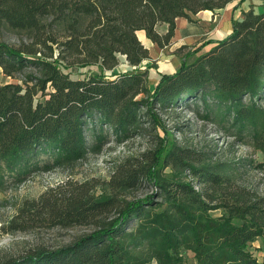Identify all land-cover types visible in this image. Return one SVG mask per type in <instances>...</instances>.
<instances>
[{
	"label": "trees",
	"instance_id": "obj_1",
	"mask_svg": "<svg viewBox=\"0 0 264 264\" xmlns=\"http://www.w3.org/2000/svg\"><path fill=\"white\" fill-rule=\"evenodd\" d=\"M232 1L0 0V68L19 79L0 83V191L99 153L112 135L124 140L145 123L163 129L160 112L178 107L203 105L207 118L229 124L264 155V8L244 12L226 38L188 62L213 40L192 46L154 86L138 68L150 59L141 33L165 47L178 17L192 21L190 13ZM8 32L23 36L19 45ZM121 56L133 71L106 75ZM94 64L98 74L72 77ZM203 155L162 141L120 162L103 183L68 180L25 199L0 236L44 226L89 230L0 264H187L184 251L196 264H264L250 250L264 237V162L256 165L259 188L244 181L246 164ZM144 184L153 192L139 197Z\"/></svg>",
	"mask_w": 264,
	"mask_h": 264
},
{
	"label": "rangeland",
	"instance_id": "obj_2",
	"mask_svg": "<svg viewBox=\"0 0 264 264\" xmlns=\"http://www.w3.org/2000/svg\"><path fill=\"white\" fill-rule=\"evenodd\" d=\"M240 3L241 0H236ZM235 1V2H236ZM245 1V0H244ZM259 1V0H256ZM246 7L254 6L251 0H246ZM257 6H254L256 8ZM166 26H159V30L165 31ZM144 33L140 34L144 42ZM6 38L13 44L19 45L23 36L15 32H8ZM146 42V41H145ZM198 43L194 44L197 45ZM193 45V46H194ZM192 46L183 45L175 50L176 53L183 55L191 50ZM197 56H191L188 62L195 60ZM120 64L113 71H105L106 75L120 74L131 71L130 63L124 62V56L120 57ZM162 61V60H161ZM170 64L172 62L163 61ZM161 64H157L153 58L143 61L140 66L142 71L148 72L149 84L154 86L152 77L156 74L161 76V72L156 69ZM151 71V73H150ZM100 72L97 65L83 67L73 78L87 77ZM151 74V75H150ZM151 76V78H150ZM19 82V79L7 77L0 68V83ZM157 83V82H156ZM264 104V95L262 98ZM193 106L192 110L166 109L160 112V121L163 129H156L152 123H145L143 129L139 130L130 137L118 141L115 136L108 137L107 143L99 153H89L87 157L74 163L61 167H54L50 170H38L32 173L29 178L19 183H12L5 191H0V227L4 222H8L17 212L18 207L25 199H36L47 189L57 187L68 181H93L96 184L103 183L110 179L117 165L128 158H139L141 153L155 150L162 141L171 146L179 144L202 152L207 161H230L234 163L246 164L244 181L247 185L262 188L259 183L260 171L256 165L264 162V155L252 145L249 138L240 139L234 129H228L229 124L221 122L219 119L207 118L206 110L203 105ZM165 172L169 173L170 168ZM184 175L192 178L189 173ZM101 186H98L100 188ZM153 192V187L144 184L136 195L143 197ZM219 214V212H217ZM89 227L78 226L71 228L53 227L38 228L14 234H3L0 236V259L12 254L25 252L35 245L49 247L65 244L74 239ZM250 250L257 259L264 263V237L256 238L250 245ZM183 256L187 264H196L193 253L184 251ZM149 264H155L153 262Z\"/></svg>",
	"mask_w": 264,
	"mask_h": 264
},
{
	"label": "crops",
	"instance_id": "obj_3",
	"mask_svg": "<svg viewBox=\"0 0 264 264\" xmlns=\"http://www.w3.org/2000/svg\"><path fill=\"white\" fill-rule=\"evenodd\" d=\"M235 1L236 0H233L224 8L217 10H202L196 14L190 13L192 21L186 17H178L176 19V29L174 31L175 36L172 37L170 44L165 47H160L156 43H153L145 36V34L144 38L146 42L144 41L143 43L150 49V58L156 60L157 64H161L156 71L161 73L176 72L181 66L183 55L176 53L175 50L183 45L193 46L204 40H213V42L204 46L196 56L208 52L217 44L216 41L226 38L233 28V21L241 20L244 12L253 9L256 13H260L264 8V0H251L252 2L250 3L257 6L256 8H254V6L246 7V0L241 3ZM164 32L162 31V33ZM163 61L172 62L173 64ZM124 62L128 63L126 59H124ZM129 66L131 71H133L134 67L131 65ZM138 68L140 69L141 66ZM140 71H142V69ZM156 74L152 77L153 79L150 76L152 81L154 80V85L160 78V76H157Z\"/></svg>",
	"mask_w": 264,
	"mask_h": 264
}]
</instances>
